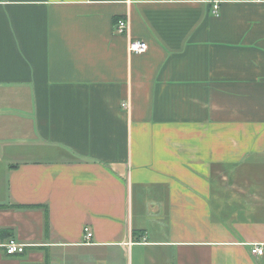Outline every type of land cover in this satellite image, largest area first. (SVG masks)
<instances>
[{
	"label": "crops",
	"instance_id": "crops-1",
	"mask_svg": "<svg viewBox=\"0 0 264 264\" xmlns=\"http://www.w3.org/2000/svg\"><path fill=\"white\" fill-rule=\"evenodd\" d=\"M9 239L0 264H264V0H0Z\"/></svg>",
	"mask_w": 264,
	"mask_h": 264
},
{
	"label": "built area",
	"instance_id": "built-area-1",
	"mask_svg": "<svg viewBox=\"0 0 264 264\" xmlns=\"http://www.w3.org/2000/svg\"><path fill=\"white\" fill-rule=\"evenodd\" d=\"M214 14H218L219 6L217 4L214 5ZM116 28L120 32H127L129 28V24L127 20H118L116 23ZM148 46L145 42H139V41H132L129 44V52L130 53H143L147 51ZM123 107L128 108L129 104L125 103L123 104ZM93 237V234L90 232L89 229H86V240L88 241ZM0 247L3 248L7 255H16V254H22L25 251V245L20 244L15 239H9L3 244H0ZM253 253L262 255L264 253V250L261 247H255L253 249Z\"/></svg>",
	"mask_w": 264,
	"mask_h": 264
},
{
	"label": "trees",
	"instance_id": "trees-1",
	"mask_svg": "<svg viewBox=\"0 0 264 264\" xmlns=\"http://www.w3.org/2000/svg\"><path fill=\"white\" fill-rule=\"evenodd\" d=\"M41 206H32V207H22V208H40Z\"/></svg>",
	"mask_w": 264,
	"mask_h": 264
}]
</instances>
